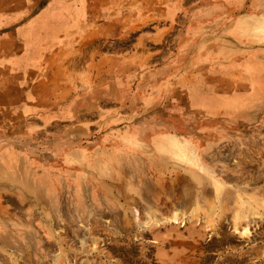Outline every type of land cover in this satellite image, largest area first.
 <instances>
[{"label": "rangeland", "instance_id": "374dc122", "mask_svg": "<svg viewBox=\"0 0 264 264\" xmlns=\"http://www.w3.org/2000/svg\"><path fill=\"white\" fill-rule=\"evenodd\" d=\"M55 1L0 0L3 51L57 42L33 94L0 84V264H264V0H57L22 30Z\"/></svg>", "mask_w": 264, "mask_h": 264}, {"label": "crops", "instance_id": "0c3cea01", "mask_svg": "<svg viewBox=\"0 0 264 264\" xmlns=\"http://www.w3.org/2000/svg\"><path fill=\"white\" fill-rule=\"evenodd\" d=\"M83 1L88 3V0H83ZM10 3H12V1ZM44 8L45 10L41 11V13L36 14L32 18H29V19L27 18L25 27L22 28L23 31H25L28 28L29 23L33 21L40 22L39 20L45 17L44 15L47 10L48 11L58 10L60 8L59 1L56 0L55 2H51L49 3L48 7L46 6ZM2 14L3 13L0 12V23L3 21V19L9 20V21L19 20V16L17 13L14 14L15 16L13 15V13H11L9 17L4 16ZM77 15L79 14L74 15L71 18V20L77 19L78 17ZM20 18H23V17L21 16ZM79 18L80 16L78 17V19ZM49 24L53 26V24H55V20L50 19ZM68 24L70 25L71 21L70 22L67 21V24H64L63 26L59 27L58 31L62 28L66 29V26H68ZM56 25H57V22H56ZM44 31L45 29L40 31L41 35L44 34ZM58 31L56 32V34L58 33ZM16 36L17 35L15 34V41H13V45L9 46L8 48L6 47V50L4 51L3 49L5 46L3 47L2 45L5 43L0 42V84L6 81L4 78L10 79V77H11L10 83H13L14 85H16L17 82L25 83L26 85L33 83L32 84L33 86H31L30 88L29 86H27L28 93L33 94L35 91L34 90L35 84H34L33 76H34V73L37 72L35 69L36 67L41 66L42 61L50 58V53L52 52L51 48L55 47L57 45L56 44L57 42L56 43L50 42L46 44L44 49L42 50V53L38 61L34 63L35 61L32 60L33 49L30 46L29 47L25 46V39H24V44L21 47H19L18 39H16ZM47 51L49 52V54H46Z\"/></svg>", "mask_w": 264, "mask_h": 264}, {"label": "bare ground", "instance_id": "6f19581e", "mask_svg": "<svg viewBox=\"0 0 264 264\" xmlns=\"http://www.w3.org/2000/svg\"><path fill=\"white\" fill-rule=\"evenodd\" d=\"M195 182L196 183H198V182H200V181H198V180H196L195 179ZM216 184H217V187H215V191H217V194H216V199L218 200L219 198H220V193L221 192H223V194L226 192V186L222 183V182H220V181H218V182H215ZM215 193V192H214ZM240 195V194H239ZM241 195L240 196H238V200H241ZM254 200V199H253ZM46 201H47V203L52 207H55L56 205H57V198H56V196H55V194L53 193V194H50L49 195V198H47L46 199ZM261 201H263V200H261ZM260 201V202H261ZM259 202V203H260ZM264 205V202H262L261 203V205L260 206H263ZM258 211V210H257ZM256 210H253V214L252 215H259V211L257 212ZM220 213H221V211H220ZM243 217H245V216H242L241 217V215H240V212H238V213H236L234 216H232V219H233V223H234V226H233V231L234 232H237L238 231V223H237V221H239L241 218H243ZM161 218V217H160ZM163 218V217H162ZM149 221H148V223L146 224L145 222L144 223H138V227H139V229H145L146 228V226H148V224H152V223H156L154 220H153V215L152 214H150L149 215ZM164 219V218H163ZM167 221V220H166ZM211 221H213V219H211ZM140 222V221H139ZM148 229H151L150 227L148 228ZM247 232V229L244 227L243 228V234H245ZM97 245V244H96ZM161 262V261H160Z\"/></svg>", "mask_w": 264, "mask_h": 264}]
</instances>
